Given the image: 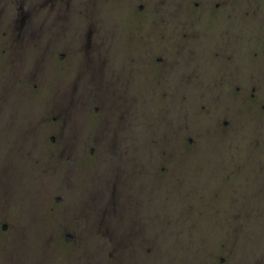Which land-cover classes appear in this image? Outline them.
Here are the masks:
<instances>
[{"label": "rangeland", "instance_id": "obj_1", "mask_svg": "<svg viewBox=\"0 0 264 264\" xmlns=\"http://www.w3.org/2000/svg\"><path fill=\"white\" fill-rule=\"evenodd\" d=\"M0 48V264H264V0H0Z\"/></svg>", "mask_w": 264, "mask_h": 264}, {"label": "flooded vegetation", "instance_id": "obj_2", "mask_svg": "<svg viewBox=\"0 0 264 264\" xmlns=\"http://www.w3.org/2000/svg\"><path fill=\"white\" fill-rule=\"evenodd\" d=\"M190 1V5H191V7H192V9L193 10H200L202 7H203V5L206 3V4H208L209 6H210V9H211V11H212V13L213 14H218V13H220L221 11H222V9H223V4H224V0H189ZM8 2H10V3H12V0H8ZM142 7V6H141ZM174 8H176V9H178V6L177 5H175L174 6ZM13 18V21H14V17H12ZM54 20V23L57 25V27L59 28L60 27V25H59V23L57 22V20L56 19H53ZM13 21H11L10 22V24H8L7 25V30H5L4 31V34H8V32H9V30L13 27V25H14V23H13ZM95 24L96 22L94 21V20H92V22H91V24ZM186 23H188V22H186ZM50 28V27H49ZM190 29H191V31L192 32H197V35L198 36H200L201 34H203V32L202 31H200L199 29H198V27H197V25L196 24H192L191 25V27H190ZM12 30V29H11ZM187 33L188 32H183V35H182V38L183 39H185V38H187L188 36H187ZM19 32L18 33H14L13 32V30L11 31V34H10V37H11V40H12V46H11V50H12V52H14L15 53V50L17 51V44H16V42L18 41V38H19ZM51 38H48L47 40H50ZM92 44H94V42L93 41H91V38H90V35L89 34H86V39H85V41H83V42H81V46H82V48H81V52H83L84 51V49L86 48V50H87V52L89 53V51H91L88 47H90V45H92ZM72 45V44H71ZM64 48V50H65V52H67V53H69V54H73V47L72 46H69V45H65V44H63V42L62 41H60V42H58L57 44H56V46L55 45H51V43H49L48 42V44H46V48L48 49V55L49 54H53L57 49H59V48ZM1 49V48H0ZM82 54V53H81ZM64 56H65V53L63 52V53H60V57L61 58H64ZM72 56V55H71ZM70 56V58L67 60V61H69L70 59H72V57ZM92 56H93V54H92ZM155 56H158V57H156V59H155ZM154 59H155V61L157 62V63H159V64H162V66L160 67V68H163V67H165L166 66V64H167V62H168V60L165 58V55L164 54H161V53H157V54H155L153 57H152V62H153V65H154V68H156V69H158L157 67H155V61H154ZM46 62H53V61H51L50 59H48V60H46ZM102 63H104L105 64V58H104V60H103V62ZM100 66H102V65H100ZM93 80V79H92ZM97 83L98 82H94V81H90V80H88V82H87V84L88 85H86V86H94V85H97ZM96 103H99L100 104V108L99 107H96V111H98L99 109L101 110V112H103V111H105L106 110V102H96ZM69 104H70V102H69ZM69 104H67L66 105V103H64V105L61 107V109L59 110V112H57L58 113V115H61L63 118H66L67 117V115H72V112H70L69 110H68V106H69ZM92 104H94V103H92ZM92 106V105H91ZM102 115V114H101ZM122 115V114H121ZM54 118H56V117H54ZM64 120V119H63ZM64 121H66V120H64ZM72 122H73V115H72ZM225 123H227V122H225ZM75 128L74 127H70V128H66V129H64L63 128V126H62V129L60 130V132H61V135H62V141H63V144H64V146H65V148L63 149L64 151H63V158L65 159L66 157L68 158V157H70V153H69V151H71V149L72 148H70V144H71V142H72V140H73V138H71V134L72 133H74V130ZM48 131V130H47ZM65 131V132H64ZM67 132H69V137L68 138H65V134L67 133ZM48 133V132H47ZM46 133V134H47ZM68 136V135H67ZM52 140H55V137L54 136H52ZM73 145V144H72ZM73 149H74V147H73ZM54 154V153H53ZM50 155H52V154H50ZM58 155V154H57ZM61 155V154H60ZM56 157V154H54L53 155V158H55ZM55 160H58L57 158H55ZM94 211V210H93ZM90 212H92L91 210H90ZM96 212V211H95ZM95 212H93L94 214H98V213H95ZM124 212H126L124 209L121 211H117V210H110L108 213H104L103 215L104 216H110V217H115V218H120L123 214H124ZM80 215V214H79ZM81 216V215H80ZM0 221H4V223H3V225H2V228H3V230H7V229H9V227H10V230L11 231H15L16 229H17V227H16V224H15V222H14V220L12 219V218H10L9 217V215L7 214V215H4V214H2L1 216H0ZM226 260L228 259V261L230 260V258H229V255H227V258H225ZM225 259H221V261L223 262ZM87 263V262H86ZM85 263V264H86ZM90 263V262H89ZM229 263V262H228ZM227 263V264H228Z\"/></svg>", "mask_w": 264, "mask_h": 264}, {"label": "trees", "instance_id": "obj_3", "mask_svg": "<svg viewBox=\"0 0 264 264\" xmlns=\"http://www.w3.org/2000/svg\"><path fill=\"white\" fill-rule=\"evenodd\" d=\"M61 119H64V120H66L67 122H68V124H69V126H71L72 125V115H67V117L66 118H63V117H61ZM72 155H73V153L72 152H70V157H68V158H71L72 157ZM222 248L221 249H223V245L221 246ZM222 252V251H221ZM220 252V253H221Z\"/></svg>", "mask_w": 264, "mask_h": 264}, {"label": "water", "instance_id": "obj_4", "mask_svg": "<svg viewBox=\"0 0 264 264\" xmlns=\"http://www.w3.org/2000/svg\"><path fill=\"white\" fill-rule=\"evenodd\" d=\"M59 200V199H58ZM67 240L70 241L72 239V236L71 235H67Z\"/></svg>", "mask_w": 264, "mask_h": 264}]
</instances>
